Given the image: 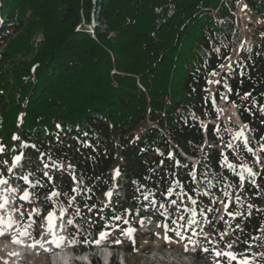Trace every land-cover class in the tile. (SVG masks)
Here are the masks:
<instances>
[{
    "label": "trees",
    "instance_id": "16d2710c",
    "mask_svg": "<svg viewBox=\"0 0 264 264\" xmlns=\"http://www.w3.org/2000/svg\"><path fill=\"white\" fill-rule=\"evenodd\" d=\"M94 3L102 28L91 34L80 25L90 0H0V178L13 183L19 157V184L73 200L84 208L75 219L100 230L182 202L218 241L230 235L239 258L264 264V0L249 3L259 37L218 78L235 0ZM213 101L237 107L246 143L233 125L204 126ZM214 198L228 204L215 226Z\"/></svg>",
    "mask_w": 264,
    "mask_h": 264
},
{
    "label": "rangeland",
    "instance_id": "374dc122",
    "mask_svg": "<svg viewBox=\"0 0 264 264\" xmlns=\"http://www.w3.org/2000/svg\"><path fill=\"white\" fill-rule=\"evenodd\" d=\"M250 2L252 0H235V8L231 11L235 41L226 64L218 72L216 78L221 74V71L226 74L230 65L238 58L242 46L245 44L250 45V38L253 37L255 40L259 37L258 32L261 30L262 23L255 12L251 10ZM93 5L96 6V3H94V0H90L89 24L86 25L84 21L80 24L91 34L94 28H102L96 20L98 15ZM41 37V35L35 36L34 42L39 43ZM19 59L20 57H16V61H19ZM215 80L211 81L210 88L216 82ZM213 104L217 119L208 123L215 126L222 124L229 131L230 125H233L237 130L236 135L231 137L233 141L238 138L245 140L247 127L239 121L237 109L224 101H215ZM253 154L256 157L257 153L253 152ZM19 161L22 162L21 160L16 161L18 167H20ZM191 162L195 164L196 160L193 159ZM26 179V177L23 179L25 183H27ZM12 186L9 190V187H11L9 179H0V223L5 222L8 224L9 221L11 222L10 227L5 224L0 225V232L3 233L0 235V257H5L7 253H10L8 259H0V264H23L25 258L27 264H89V261L94 264H108L110 254L118 256L117 261L110 259V264H225L223 260L217 258H224L229 263L242 264V261H246L247 264H251L247 260L248 258H239V253L232 247V237L230 235L225 234L222 240L218 241L217 237L212 235V231H207V229H204V225L200 223L197 214L203 211L188 208L183 203L174 211L171 210L162 214L161 218L159 216L154 217L149 213H138L137 210L124 212L120 208L118 213L125 214L124 216L128 215L129 212H132L134 216L138 214V217H135L133 221L134 224L126 223L124 228L120 229L121 226L116 222L117 224L113 225L115 228L100 230L94 225L92 227L90 224L89 226L81 222L79 217V220L75 219L73 212L77 213L76 210H84V208L81 205H76L73 200H63L59 197V194L53 193L48 195L34 194L31 188H22L20 184ZM2 187H7L6 190H8L3 192ZM19 199L26 203H17ZM108 199L106 197L105 201L111 200ZM116 199L113 198V201ZM214 199L220 208V214L213 222L215 226L223 217L226 205L216 198ZM49 213L52 214L51 222ZM124 216L119 217L117 221ZM160 220L162 223H159ZM47 229L51 230L52 235L58 234L60 243L56 245L63 248L61 249L62 252L49 253L46 256L37 251L33 253L31 250L33 244L27 247L24 246L25 241L34 238L33 235L36 236L35 238L41 236L49 238L48 232H46ZM228 230H230V225L229 222H226L225 231ZM101 233H104L103 237H101ZM14 239L19 242H13ZM136 239L139 241L137 245L135 244ZM207 242L212 244L210 254L207 253ZM160 244L164 246L158 248ZM180 244H185L186 249L183 250ZM193 244L197 245L196 249L191 246ZM126 247L132 249V254L120 250ZM83 251L85 253H82ZM187 251H194V253L192 256L187 257L184 254ZM27 252L31 254L25 256L24 253ZM218 252H231L235 259L223 254L217 255ZM198 254L201 257H198ZM61 256L62 260H60Z\"/></svg>",
    "mask_w": 264,
    "mask_h": 264
},
{
    "label": "snow or ice",
    "instance_id": "6c2138e0",
    "mask_svg": "<svg viewBox=\"0 0 264 264\" xmlns=\"http://www.w3.org/2000/svg\"><path fill=\"white\" fill-rule=\"evenodd\" d=\"M17 159H19V157H17ZM229 167H231V165H229ZM248 171H249V173H251V169H248ZM241 179H243V177H241ZM27 195V194H26ZM26 198V197H25ZM51 217H52V214L51 213H49V220H50V222H51ZM8 226L10 227L11 226V222L9 221L8 222ZM3 233L2 232H0V235H2ZM22 234H26V233H22ZM104 236V233H101V237H103ZM13 242H19V241H17V240H13ZM55 242V241H54ZM226 255V256H228L229 258H231V259H235V256L231 253V252H228V253H217V255ZM242 264H247V262L246 261H242Z\"/></svg>",
    "mask_w": 264,
    "mask_h": 264
},
{
    "label": "bare ground",
    "instance_id": "6f19581e",
    "mask_svg": "<svg viewBox=\"0 0 264 264\" xmlns=\"http://www.w3.org/2000/svg\"><path fill=\"white\" fill-rule=\"evenodd\" d=\"M48 235H49V232H48ZM47 235V236H48ZM53 247H57L56 249L59 250L60 249V246H57L56 244L55 245H50V248L52 249ZM61 250V249H60ZM62 252V251H61ZM53 254H56V252H53ZM59 259V258H58ZM60 260H62V256L60 258ZM56 261V260H55Z\"/></svg>",
    "mask_w": 264,
    "mask_h": 264
}]
</instances>
